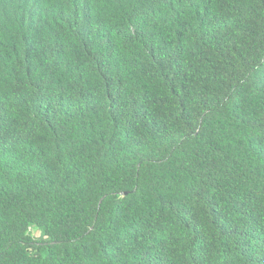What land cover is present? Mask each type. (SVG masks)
<instances>
[{"label":"trees","instance_id":"trees-1","mask_svg":"<svg viewBox=\"0 0 264 264\" xmlns=\"http://www.w3.org/2000/svg\"><path fill=\"white\" fill-rule=\"evenodd\" d=\"M0 264H264V0H0Z\"/></svg>","mask_w":264,"mask_h":264},{"label":"rangeland","instance_id":"rangeland-1","mask_svg":"<svg viewBox=\"0 0 264 264\" xmlns=\"http://www.w3.org/2000/svg\"><path fill=\"white\" fill-rule=\"evenodd\" d=\"M30 232L33 235V237H35V238H39L40 239L41 238L40 236L42 235V238L44 240L47 239V237L43 235V231H42L41 228H38V227H35V226L30 227Z\"/></svg>","mask_w":264,"mask_h":264}]
</instances>
